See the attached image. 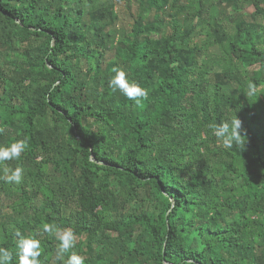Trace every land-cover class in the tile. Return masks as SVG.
I'll return each mask as SVG.
<instances>
[{
	"label": "trees",
	"instance_id": "obj_1",
	"mask_svg": "<svg viewBox=\"0 0 264 264\" xmlns=\"http://www.w3.org/2000/svg\"><path fill=\"white\" fill-rule=\"evenodd\" d=\"M123 1L129 29L113 0H0V147L29 142L8 162L24 181L0 179V247L19 264L18 228L63 264L40 235L54 223L85 264H264V0H220L256 9L232 27L219 0ZM113 68L149 90L142 106ZM232 118L248 136L226 149L210 125ZM140 192L149 208L121 213Z\"/></svg>",
	"mask_w": 264,
	"mask_h": 264
},
{
	"label": "clouds",
	"instance_id": "obj_2",
	"mask_svg": "<svg viewBox=\"0 0 264 264\" xmlns=\"http://www.w3.org/2000/svg\"><path fill=\"white\" fill-rule=\"evenodd\" d=\"M115 75L110 79V87L114 91H119L129 100L142 106L143 102L149 98V90L142 87L135 81H130L128 74L121 68H113ZM259 93V88L254 82H249L248 90L245 95L251 97ZM213 135L226 148L233 146L243 147L248 136L243 122L239 118H232L230 121H223L218 124H212ZM6 132L4 127H0V134ZM27 139H19L10 144V146L0 147V179L9 184H20L25 179V170L17 166L14 169L8 166V162L18 161L24 152L28 149ZM47 234L57 240L58 246L55 252V261H63V264H85V257L77 254L73 249L76 247L78 238L71 228H61L54 223H43L40 235ZM16 237V247L18 248L19 264H40L41 241L36 238L25 236L20 229H14ZM70 254V255H69ZM67 257V259H65ZM13 253L7 248L0 247V264H12ZM185 264H193L192 261H186Z\"/></svg>",
	"mask_w": 264,
	"mask_h": 264
},
{
	"label": "rangeland",
	"instance_id": "obj_3",
	"mask_svg": "<svg viewBox=\"0 0 264 264\" xmlns=\"http://www.w3.org/2000/svg\"><path fill=\"white\" fill-rule=\"evenodd\" d=\"M105 1H107V0H93L92 5L93 4H95V5L101 4ZM113 1L115 3L116 11L119 15L118 29H122V28L129 29L134 22V15L136 14L135 5H133L131 8L130 4L126 1H123V0H113ZM184 1H186V0H184ZM213 9H214V17L215 18H217V17L221 18L222 17L221 18L222 24L228 25L229 27H232L235 24L231 20L232 17L235 19L236 18H238V19L243 18L245 21H247V20L250 21L251 15L256 12V9L254 6H248L245 10L246 11L245 13L248 16H245L244 12L236 11L233 6L228 5L226 3H222L220 0L216 1L215 7ZM190 11L192 13L194 12V10H190ZM225 11H228L227 17L222 15V13ZM167 32H168V30L166 29V33ZM202 32L204 33L205 31L203 30ZM0 53H2V56L0 58V65H1V64L5 63L4 58H5V54L7 53V49L4 46H2L1 43H0ZM2 93H3V86L0 83V96L2 95ZM135 200H136L135 203L133 202L129 206H122L120 212L129 216L130 214H134L136 212H139L140 209H142V208H143V210H146L147 208H149L147 196L143 195L142 192H140L138 194V197ZM9 205H11V202L6 201L2 206H4L6 211H9ZM74 210H76V206H73V205L66 206V211L68 213H70L71 211H74Z\"/></svg>",
	"mask_w": 264,
	"mask_h": 264
}]
</instances>
